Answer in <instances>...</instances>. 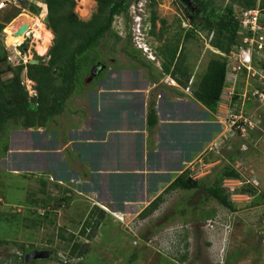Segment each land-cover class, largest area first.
Returning a JSON list of instances; mask_svg holds the SVG:
<instances>
[{
	"label": "rangeland",
	"instance_id": "374dc122",
	"mask_svg": "<svg viewBox=\"0 0 264 264\" xmlns=\"http://www.w3.org/2000/svg\"><path fill=\"white\" fill-rule=\"evenodd\" d=\"M128 1L127 10L114 17L110 30L95 48L99 59L92 66L91 74L85 77L82 88H75L67 99L61 112L65 117L71 115L73 118L74 110L81 114L83 110L92 108L101 84L96 79H109V83L114 84L113 79L118 76L112 70L133 68L125 77L137 85L143 79L151 81L153 76L159 82L163 80L161 66L166 45L179 43L196 80L205 73L209 59L219 55L213 51L214 47L210 45L212 36L208 37L206 30L199 27L187 37L186 33H192L195 27L191 15L200 13L195 0ZM215 1L221 8L230 3V0ZM75 2L73 10L82 21H88L99 12L98 0ZM234 9L239 10L240 6L234 4ZM153 11L157 16L154 33L151 32L150 19ZM22 13L34 19L41 11L35 14L27 8ZM202 17L201 13L198 19ZM43 22L47 25V21ZM43 22L36 29L35 37L27 40H23L24 35L15 37L9 25L2 30L0 45L8 55L7 60L0 61L3 79L12 78V70L17 65L32 63L34 59L47 62L54 35ZM113 33L120 38L116 39ZM262 55L261 52L260 57ZM99 64L102 67L95 71ZM134 73L136 75L133 76ZM244 77L241 74L239 79ZM21 81L29 95L35 96L36 83L27 78L26 70L21 74ZM241 103L234 108L241 109L242 115L253 120L255 131H248L246 136L233 132L232 138L224 141L221 133L229 128L228 114L232 108L224 101L215 116L221 120L216 124L219 134L215 142L219 147L213 148L216 150L208 158L218 162L211 166L208 161L201 166L203 176L199 178V187L165 193L158 209L148 215H142L145 202L135 210L123 209L117 204L118 211L111 202V195L105 191L98 190L79 197L73 190L76 186L74 181L57 186L53 180L57 175L51 177L50 174H57L59 170L63 173L65 169L59 167L56 170L52 159L43 158L45 150H51L56 143V124L54 127L51 121L44 127L25 128L21 119L10 120L3 132L6 135L7 131L9 135V148L7 153H0V261L4 264H264V104L253 101L246 108ZM207 125L203 127L206 132ZM242 143L243 148L240 149ZM224 165H233L241 173L239 178L230 179L234 187L247 189L250 188L249 183H253L258 188L257 195H262L260 203H254L256 194L246 191L239 197L231 196L237 204L233 211L210 195L208 186L217 179L215 171ZM42 180L47 181L45 193L40 191ZM229 191L232 190L229 188ZM47 192L50 197L60 200L50 202L49 217L44 218L46 210L39 208L35 213L37 208L31 204V199L46 198ZM166 194L169 195L166 197ZM59 202L61 206H57ZM91 209L94 210L92 215ZM37 216L41 221L39 225L32 222ZM95 219H100L101 224L89 227L82 234L86 221L92 223ZM74 244L78 248L73 251ZM26 249L46 250L50 254L27 261ZM184 254L187 255L185 258Z\"/></svg>",
	"mask_w": 264,
	"mask_h": 264
},
{
	"label": "crops",
	"instance_id": "0c3cea01",
	"mask_svg": "<svg viewBox=\"0 0 264 264\" xmlns=\"http://www.w3.org/2000/svg\"><path fill=\"white\" fill-rule=\"evenodd\" d=\"M212 49L215 54L221 51ZM184 64L189 66L186 56ZM131 70L134 69L112 70L118 76L113 79L114 84L109 79H97L101 84L92 108L81 114L74 110L73 118L65 117L64 113L54 114L44 125H37L44 127L51 121L54 127L56 124V143L45 152L52 154L51 162L56 170L63 166L65 170L50 174L57 175L54 181L63 179L62 175L67 179L64 181H74L73 190L79 197L105 191L111 195L115 209L118 204L127 210L141 208V202H145L146 208L159 195L164 200L165 190L186 170L194 172V178L203 176L201 166L209 161L212 151L216 150L213 148L219 147L215 142L219 134L216 124L221 120L215 116L224 102L220 101L214 113L199 102L193 94L199 79L193 78L192 71L185 84L164 73L175 78L176 85L159 82L156 76L151 81L140 80L137 85L125 77ZM152 110L156 122L149 124ZM204 124H208L207 132ZM224 132L225 129L222 138ZM209 162L214 166L218 161L210 158Z\"/></svg>",
	"mask_w": 264,
	"mask_h": 264
},
{
	"label": "trees",
	"instance_id": "16d2710c",
	"mask_svg": "<svg viewBox=\"0 0 264 264\" xmlns=\"http://www.w3.org/2000/svg\"><path fill=\"white\" fill-rule=\"evenodd\" d=\"M195 1L200 13H193L191 15L195 27L192 29V33H186L187 37L189 38L191 34L193 35L197 28L200 27L207 31L208 37L213 33L210 45L222 51H229L237 43L240 26L236 17L234 4L239 5L240 8L247 9L255 7L258 3V0H230V3L221 8L215 0ZM44 2L47 7V26L54 35L53 45L49 50L47 62L40 61L39 63L17 65L12 70L13 77L9 79H3L0 73V153L2 152L3 154L7 153L9 148L7 144L9 135L7 131L6 135L3 132L10 120L17 121L21 119L22 125L25 128L37 127V125L45 124L46 117L60 114L64 110L67 99L71 96L73 90L75 88L78 90L82 88L85 77L91 74L92 66L98 62L99 56L95 48L98 46L100 39L110 30L114 17L126 11L129 6L128 0H98L99 12L88 21H82L73 10L76 3L75 0H44ZM261 3L264 5V0H261ZM150 6H153L152 2H150ZM31 10L33 13L39 14L42 8L32 5ZM20 12L21 9L13 6H6L0 10V33ZM201 13L203 17L199 20L198 18ZM156 18V12L153 11L150 18L152 33L155 32ZM113 35L116 39L120 38L117 33H113ZM215 56L209 61L205 73L197 81L193 92L194 97L212 113L218 111L221 95L224 92L226 84L225 60L220 55ZM184 57L179 43L175 46L166 45V51L163 53L164 61L161 66L163 73L171 74L182 84L187 83L191 77V70L189 66H185ZM5 59H8L7 52L0 45V61ZM24 70H26L27 78L36 83L35 88L37 92L35 96L29 95L28 90L21 81V74ZM238 98L239 96L236 95L235 100ZM250 103L249 101H245V103L241 104H245L246 108H248ZM155 119L154 110H152L149 124L156 122ZM223 140L225 141L227 138ZM44 153L43 158L52 159V154L49 151ZM215 175L217 176L216 181L208 186L210 195L224 207L235 211L237 204L231 200L232 193L224 185V180L239 178L241 173L233 165H224L215 171ZM60 178H63L59 179L63 182L67 180L64 175ZM59 180H55L57 186H61ZM41 183L43 188L40 191L41 193H45L44 187L47 185V181L42 180ZM200 185V179L194 178V172L186 170L169 185L165 192L167 193L177 188L192 190ZM249 186L250 188L247 189L245 187L235 188V191L237 193L252 191L254 195L256 194L254 203H260L261 200L259 198L262 195H257L258 188L252 183H249ZM68 198L66 197V199ZM53 200H60V198L54 199L47 192L46 198L37 197L31 199V204L37 208L35 213H38L39 208L45 209L46 214H44V218H48L50 214L48 206ZM162 201L163 195L157 196L142 211V215L153 213ZM57 206H61V203L59 202ZM93 212L94 210L90 211L91 215ZM102 214H104V211H102ZM36 218L35 220L33 218L32 222L34 221L33 224L39 225L41 221L38 216ZM100 224V219H95L92 223L90 220H87L81 232L85 234L89 227H96ZM76 248H78V245L74 244L73 251ZM29 251V249H26L27 253ZM77 255L81 256L80 253ZM186 256L184 254L183 258ZM0 264L4 263L0 261ZM65 264L87 263L66 262Z\"/></svg>",
	"mask_w": 264,
	"mask_h": 264
},
{
	"label": "built area",
	"instance_id": "2783aa9c",
	"mask_svg": "<svg viewBox=\"0 0 264 264\" xmlns=\"http://www.w3.org/2000/svg\"><path fill=\"white\" fill-rule=\"evenodd\" d=\"M32 5L42 8V11L28 25L23 40L35 37L36 29L44 21V14L47 13L45 2L43 0H0V10L6 6H13L21 9L18 15L26 11L27 8L31 11ZM236 17L240 26L237 43L227 52L217 51L224 57L226 63V84L221 100L227 101L229 106H232L231 113L228 114L229 124L227 126L229 128L225 129L223 139L229 138L233 132L246 136L248 131L255 130L253 120L248 118L249 116L242 115L241 109L234 108L239 105L240 101L243 103L258 101L264 104V5L258 2L253 8L241 9L236 13ZM261 52L263 57H260ZM241 74L245 75L243 79H239ZM162 82L169 85L177 83L175 78L170 75L164 76ZM236 95L239 96L237 100H235ZM239 99L240 101H238ZM232 184L230 178L224 180V185L232 190L230 192H235L232 193L233 197L242 195L235 191L236 187Z\"/></svg>",
	"mask_w": 264,
	"mask_h": 264
},
{
	"label": "water",
	"instance_id": "95a60500",
	"mask_svg": "<svg viewBox=\"0 0 264 264\" xmlns=\"http://www.w3.org/2000/svg\"><path fill=\"white\" fill-rule=\"evenodd\" d=\"M185 2H188L190 0H184ZM191 3V2H190ZM48 20V17L45 16L44 17V21H47ZM28 29V25L27 24H24V25H21L19 27V29L16 31L17 34H22V33H25L26 30ZM32 63H39V60L38 59H34L32 60ZM100 65L99 64L97 67H95V71L99 70L100 69ZM50 254V251H46V250H30L27 255H26V260L29 261L31 259H36V258H45V257H48Z\"/></svg>",
	"mask_w": 264,
	"mask_h": 264
},
{
	"label": "bare ground",
	"instance_id": "6f19581e",
	"mask_svg": "<svg viewBox=\"0 0 264 264\" xmlns=\"http://www.w3.org/2000/svg\"><path fill=\"white\" fill-rule=\"evenodd\" d=\"M34 19L26 14H21L19 17H17L15 20H13L9 24V30L12 34H14L15 37L17 36H23L25 33L17 34L16 31L19 29L21 25L27 24L29 25Z\"/></svg>",
	"mask_w": 264,
	"mask_h": 264
},
{
	"label": "clouds",
	"instance_id": "9594fccd",
	"mask_svg": "<svg viewBox=\"0 0 264 264\" xmlns=\"http://www.w3.org/2000/svg\"><path fill=\"white\" fill-rule=\"evenodd\" d=\"M258 2H260L261 3V0H258ZM258 4V3H257ZM142 10H143V8H141ZM241 9H245V8H240L239 10H236V12L235 13H237L238 11H240ZM248 9V8H247ZM141 15H139V17H140ZM143 16V15H142ZM16 18V17H15ZM14 18V19H15ZM211 36H213V33L212 34H210ZM212 38V37H211ZM234 46V45H233ZM232 46V47H233ZM222 51V50H221ZM222 52H227V51H222ZM219 54V53H218ZM149 58H151L152 60H154L155 59V57H152V56H149Z\"/></svg>",
	"mask_w": 264,
	"mask_h": 264
}]
</instances>
